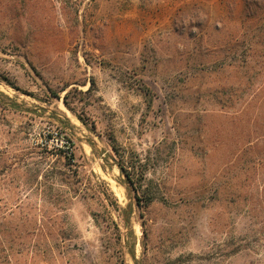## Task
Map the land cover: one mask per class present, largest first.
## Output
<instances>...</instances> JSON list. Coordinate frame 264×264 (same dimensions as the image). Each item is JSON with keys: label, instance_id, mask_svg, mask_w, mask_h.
<instances>
[{"label": "rangeland", "instance_id": "1", "mask_svg": "<svg viewBox=\"0 0 264 264\" xmlns=\"http://www.w3.org/2000/svg\"><path fill=\"white\" fill-rule=\"evenodd\" d=\"M0 264H264V0H0Z\"/></svg>", "mask_w": 264, "mask_h": 264}, {"label": "trees", "instance_id": "2", "mask_svg": "<svg viewBox=\"0 0 264 264\" xmlns=\"http://www.w3.org/2000/svg\"><path fill=\"white\" fill-rule=\"evenodd\" d=\"M254 15V14H253ZM253 17V16H252ZM81 121H83L82 120V118H79ZM111 143H112V149L114 150V152L116 153V154H118L119 152H118V146L114 143V141L111 139ZM66 157L71 161V159L72 158H70V157H68L67 155H66ZM71 157H73V154H71ZM119 167H120V170L122 171V173H123V175L126 177V179H127V181H128V184H129V186H132V189H134V192H135V198H136V200H137V205L138 206H140V198H139V196L141 195V194H143V195H145L147 192H149L148 190H145V189H143V185L142 184H139L138 186H136V188H135V184H134V182H133V180H132V177H131V174H130V171L124 166V164H119ZM107 191H109V189L107 188ZM155 201V198H153V197H150L149 199H148V201L146 202L147 203V205H149V204H152L153 202ZM115 208H117V209H119V205H118V203L117 202H115ZM110 206L112 207V202H111V204H110ZM238 247L236 248H234L231 252H229V254H235V253H237V251H238ZM226 250V249H225Z\"/></svg>", "mask_w": 264, "mask_h": 264}, {"label": "bare ground", "instance_id": "3", "mask_svg": "<svg viewBox=\"0 0 264 264\" xmlns=\"http://www.w3.org/2000/svg\"><path fill=\"white\" fill-rule=\"evenodd\" d=\"M119 192V191H118ZM120 193V192H119ZM122 194V193H121ZM120 196V195H119Z\"/></svg>", "mask_w": 264, "mask_h": 264}]
</instances>
